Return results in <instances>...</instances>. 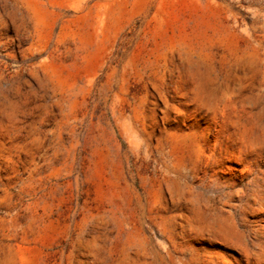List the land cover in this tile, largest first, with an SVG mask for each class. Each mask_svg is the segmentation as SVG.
<instances>
[{
  "label": "rangeland",
  "instance_id": "374dc122",
  "mask_svg": "<svg viewBox=\"0 0 264 264\" xmlns=\"http://www.w3.org/2000/svg\"><path fill=\"white\" fill-rule=\"evenodd\" d=\"M0 264H264V0H0Z\"/></svg>",
  "mask_w": 264,
  "mask_h": 264
}]
</instances>
